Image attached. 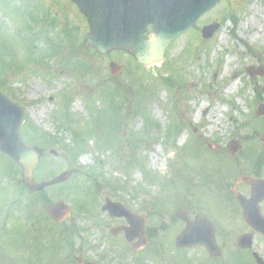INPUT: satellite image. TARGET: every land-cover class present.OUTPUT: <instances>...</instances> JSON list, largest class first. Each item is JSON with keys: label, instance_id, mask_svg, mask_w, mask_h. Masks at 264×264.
Returning a JSON list of instances; mask_svg holds the SVG:
<instances>
[{"label": "rangeland", "instance_id": "rangeland-1", "mask_svg": "<svg viewBox=\"0 0 264 264\" xmlns=\"http://www.w3.org/2000/svg\"><path fill=\"white\" fill-rule=\"evenodd\" d=\"M89 31L70 0H0V88L23 108V140L42 153L35 179L71 173L26 198L30 208L64 201L93 241L108 232L96 222L126 223L103 212L108 199L152 213L149 229L179 210L231 228V188L245 189L242 175L264 179V0H225L151 68L122 51L98 54ZM21 182L20 166L0 153V189L15 194ZM163 230L157 238L172 243L181 232Z\"/></svg>", "mask_w": 264, "mask_h": 264}, {"label": "flooded vegetation", "instance_id": "flooded-vegetation-1", "mask_svg": "<svg viewBox=\"0 0 264 264\" xmlns=\"http://www.w3.org/2000/svg\"><path fill=\"white\" fill-rule=\"evenodd\" d=\"M243 188H231L235 219L227 230L214 224V249L210 252L203 244L193 249L177 246V237L187 227L183 218L194 221L205 212L192 217L188 211L179 210L174 219L165 218L169 223H155L153 229L148 226L152 213H140L145 216L147 231V245L142 248L139 240L127 239L125 218H119L126 223L118 225L96 222L97 229H108V234L93 241L94 237L89 238L77 228L73 211L58 222L48 213L53 203L41 212L35 206L37 201L33 203L32 199L30 208L26 198H40L45 192L33 193L20 184L12 194L4 187L0 189V264H264V200L243 206L237 196L242 194L251 199L253 194L250 186ZM260 193L262 196L263 190ZM181 211L185 212L182 216L178 214ZM169 225H177L181 230L173 243L157 238L164 235L163 229Z\"/></svg>", "mask_w": 264, "mask_h": 264}, {"label": "water", "instance_id": "water-1", "mask_svg": "<svg viewBox=\"0 0 264 264\" xmlns=\"http://www.w3.org/2000/svg\"><path fill=\"white\" fill-rule=\"evenodd\" d=\"M88 19L91 31L86 37L87 46L95 48L101 54L114 50H123L132 55L139 65L152 67L164 61L165 54L173 42L189 30L206 13L214 9L223 0H72ZM152 26L154 34L148 39L146 34ZM219 29V25L205 27L203 36L211 38ZM113 75H117L122 67L111 64ZM258 115H264V110ZM25 122L23 109L12 103L0 91V151L13 158L23 169V182L33 192H42L47 187L55 186L69 180L71 173L38 184L34 179V171L39 165L41 151L26 144L21 137V126ZM230 145L233 155L238 148ZM242 181L252 187L251 201L239 196L242 205L260 203L264 199V180L242 177ZM263 190L262 196L260 191ZM113 217H126L131 228L126 235L129 241L140 239V246H146V234L143 221L120 204L110 201L104 207ZM48 213L58 222L70 216V209L65 203L53 204ZM182 216V213H180ZM204 223V224H203ZM210 231L202 234L200 226ZM202 225V226H203ZM211 233V234H210ZM215 229L209 220L199 216L179 237V248L195 247L204 244L211 252ZM203 242V243H201Z\"/></svg>", "mask_w": 264, "mask_h": 264}, {"label": "bare ground", "instance_id": "bare-ground-1", "mask_svg": "<svg viewBox=\"0 0 264 264\" xmlns=\"http://www.w3.org/2000/svg\"><path fill=\"white\" fill-rule=\"evenodd\" d=\"M236 86H237L236 83L233 84V85L230 87V88H231L230 90H233V88H236ZM37 89H38V88H37ZM37 89H36V90H37ZM218 111H219V110H218ZM33 115H34V117H36L35 113H33Z\"/></svg>", "mask_w": 264, "mask_h": 264}, {"label": "trees", "instance_id": "trees-1", "mask_svg": "<svg viewBox=\"0 0 264 264\" xmlns=\"http://www.w3.org/2000/svg\"><path fill=\"white\" fill-rule=\"evenodd\" d=\"M168 84H169V85H171V84H172V82H170V81H169V83H168Z\"/></svg>", "mask_w": 264, "mask_h": 264}]
</instances>
